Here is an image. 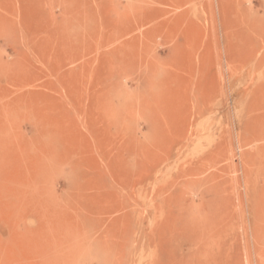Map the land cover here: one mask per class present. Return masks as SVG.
Returning <instances> with one entry per match:
<instances>
[{"label": "rangeland", "instance_id": "rangeland-1", "mask_svg": "<svg viewBox=\"0 0 264 264\" xmlns=\"http://www.w3.org/2000/svg\"><path fill=\"white\" fill-rule=\"evenodd\" d=\"M0 264H264V0H0Z\"/></svg>", "mask_w": 264, "mask_h": 264}]
</instances>
